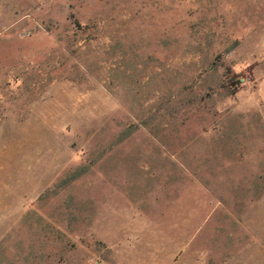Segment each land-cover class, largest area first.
<instances>
[{
	"label": "rangeland",
	"instance_id": "rangeland-1",
	"mask_svg": "<svg viewBox=\"0 0 264 264\" xmlns=\"http://www.w3.org/2000/svg\"><path fill=\"white\" fill-rule=\"evenodd\" d=\"M153 249L264 264V0H0V264Z\"/></svg>",
	"mask_w": 264,
	"mask_h": 264
},
{
	"label": "crops",
	"instance_id": "crops-1",
	"mask_svg": "<svg viewBox=\"0 0 264 264\" xmlns=\"http://www.w3.org/2000/svg\"><path fill=\"white\" fill-rule=\"evenodd\" d=\"M154 245L156 244H153L152 248L154 247ZM153 256L151 259H149V263L148 264H160V260L157 256V251L155 249H153Z\"/></svg>",
	"mask_w": 264,
	"mask_h": 264
}]
</instances>
